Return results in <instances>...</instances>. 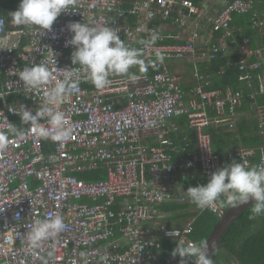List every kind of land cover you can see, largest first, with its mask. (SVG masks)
<instances>
[{
	"label": "built area",
	"instance_id": "2783aa9c",
	"mask_svg": "<svg viewBox=\"0 0 264 264\" xmlns=\"http://www.w3.org/2000/svg\"><path fill=\"white\" fill-rule=\"evenodd\" d=\"M256 2L72 0L44 34L12 23L18 8L0 15V133L9 142L0 153V264H180L172 251L178 242L197 243L195 217L171 225L176 213L162 207L190 202L183 192L187 179L205 184L223 168L208 129L237 134L239 120L251 115L259 140L238 145L234 156L248 167L264 163L263 48L231 27L235 13L247 14L249 28L264 34V9ZM70 22L118 31L126 46L140 51L143 64L129 70L137 78L112 74L106 88L96 89L72 64ZM221 55L218 73L238 68L244 87L211 88L210 63ZM40 63L56 79L69 69L79 81L80 91L58 105L71 129L62 143L37 138L15 113L24 105L35 114L55 85L53 79L38 89L23 87L19 71ZM182 117L184 125L177 120ZM41 123L48 126L47 118ZM100 169L106 178L80 176ZM204 210L224 213L218 203ZM57 214L66 229L41 248H29L26 233L34 221ZM162 241L171 245L165 256ZM106 254L107 262L101 260Z\"/></svg>",
	"mask_w": 264,
	"mask_h": 264
},
{
	"label": "clouds",
	"instance_id": "9594fccd",
	"mask_svg": "<svg viewBox=\"0 0 264 264\" xmlns=\"http://www.w3.org/2000/svg\"><path fill=\"white\" fill-rule=\"evenodd\" d=\"M71 3L72 0H21L18 9L11 12V21L16 25L35 26L44 34L45 30H52L58 16L66 12ZM67 29L72 33L67 43L75 49L71 55L72 64L81 66L87 74V79L96 89L106 88L111 83L112 74L129 75L133 80L137 78L130 74L129 70L135 65L143 64L140 51L126 46L114 28L70 22ZM61 72L63 79H56L53 70L45 63L20 70L18 76L25 89L41 88L53 79H56V82L45 92L44 104L35 114L24 105L15 113L20 116L23 124L30 125V133L37 138L62 143L71 135V129L67 127L65 113L59 110L58 105L68 95L78 93L80 88L79 81L73 79V73L69 69H63ZM44 118H47L48 126L41 123ZM11 131L17 132L18 129L12 128ZM8 143L7 135L0 133V153L7 150ZM183 192L186 198L201 210L212 209L221 198H226L233 206L253 202V216L264 215V163L248 167L246 162L233 160L213 172L206 184L190 186ZM65 229L64 219L59 214L54 218L37 219L31 230L26 233V244L31 249H39L43 242L55 239ZM167 235L175 238L177 232L171 231ZM83 255L81 253V256ZM177 255L181 257L180 264H187L186 258H191L194 264H213L209 246L204 241L187 245L178 242L172 251L173 257ZM101 260L107 262V254L102 256Z\"/></svg>",
	"mask_w": 264,
	"mask_h": 264
},
{
	"label": "trees",
	"instance_id": "16d2710c",
	"mask_svg": "<svg viewBox=\"0 0 264 264\" xmlns=\"http://www.w3.org/2000/svg\"><path fill=\"white\" fill-rule=\"evenodd\" d=\"M196 4H201L205 0H193ZM219 3H228L233 0H218ZM256 7L264 9V2L262 0H257ZM21 0H0V15L7 16L9 13L18 8ZM233 21L231 27H240L243 30V36L251 38L252 44H258L263 48L264 54V34H260L259 31L249 28L248 20L249 16L247 14L233 15ZM225 59L223 55L217 59L211 61L210 72L212 73V87L211 88H222L227 85H233L235 87H244L239 81V69L236 67L228 68L224 74H219L218 69ZM264 77V57L263 66L259 71ZM3 83V76L0 75V89ZM190 85V84H189ZM247 100H245L244 110L248 111L246 105ZM247 107V108H246ZM182 125L186 123V117L177 119ZM238 132L241 135L239 140L233 138L235 133L223 131L222 129L209 128L208 130L212 134V140L214 145V150L219 154L223 167L232 163L233 160L240 162L233 154L231 156V146L234 147L238 144H244L247 146H254L258 140L259 136L257 133L256 121L249 115L245 119H241L238 122ZM233 147V148H234ZM234 149H232L233 153ZM229 155L231 158H229ZM241 163V162H240ZM81 177L87 180H99L106 178V173L103 169L97 171H90L84 174H80ZM208 180L205 182V184ZM186 183L190 186H198L194 179H187ZM218 204L227 210L231 204L227 202L226 198H221ZM118 208V205L114 206ZM171 209L175 214V219L186 220L191 217H195L194 227L195 231L193 238L197 243L205 241L206 237L210 234L214 225L219 219V216L210 210H204L202 212L194 211L195 209L200 210L191 202L186 203H174L163 205L162 210ZM171 224V222H170ZM162 254L165 256L166 249L171 247L169 241H162ZM220 255L226 260V264H264V215L253 216L252 206L245 210L241 215H239L236 220L231 224L229 229L224 234L221 245L216 249L212 261L213 264H223L220 262Z\"/></svg>",
	"mask_w": 264,
	"mask_h": 264
},
{
	"label": "water",
	"instance_id": "95a60500",
	"mask_svg": "<svg viewBox=\"0 0 264 264\" xmlns=\"http://www.w3.org/2000/svg\"><path fill=\"white\" fill-rule=\"evenodd\" d=\"M253 202L242 206L231 205L227 210L224 211L223 215L219 217L218 221L214 225L208 237L205 241L209 246V252L211 259L216 251V249L221 245V240L229 229L231 224L236 220V218L241 215L245 210L252 206Z\"/></svg>",
	"mask_w": 264,
	"mask_h": 264
},
{
	"label": "rangeland",
	"instance_id": "374dc122",
	"mask_svg": "<svg viewBox=\"0 0 264 264\" xmlns=\"http://www.w3.org/2000/svg\"><path fill=\"white\" fill-rule=\"evenodd\" d=\"M180 66H181V68H183V69H186L187 70V72L189 73L190 71H191V69H190V65H188V63L186 62V61H181L180 62ZM177 69H179V67H177ZM174 70V69H173ZM189 77V76H188ZM233 138L234 139H236V140H239L240 138H241V135H240V133H237V134H235L234 136H233ZM154 139H152V141H153ZM241 144V143H240ZM240 144H238V145H240ZM238 145H236L235 147H234V145L233 146H231V151H230V154H231V156H233V153H232V149H236L237 147H238ZM247 146V145H246ZM234 147V148H233ZM231 156L229 155V158H231ZM182 221L180 220V223H181ZM220 262L221 263H223V264H226L227 262H226V260H225V258L223 257V255H220ZM231 264H233V263H231Z\"/></svg>",
	"mask_w": 264,
	"mask_h": 264
},
{
	"label": "crops",
	"instance_id": "0c3cea01",
	"mask_svg": "<svg viewBox=\"0 0 264 264\" xmlns=\"http://www.w3.org/2000/svg\"><path fill=\"white\" fill-rule=\"evenodd\" d=\"M185 72L186 73H188L187 72V70H185ZM250 117H252L251 115H249ZM246 118V117H245ZM245 118H242V119H245ZM253 118V117H252ZM254 119V118H253ZM240 121V120H239ZM255 121V120H254ZM257 133H258V128H257ZM259 134V133H258ZM241 145H243V146H246V145H244V144H240L239 146H241ZM233 154H234V151H233ZM241 162V161H240ZM182 222L180 223V220H175L174 219V221L173 222H171V225H176V226H179V225H182L183 224V222H184V220H181Z\"/></svg>",
	"mask_w": 264,
	"mask_h": 264
}]
</instances>
